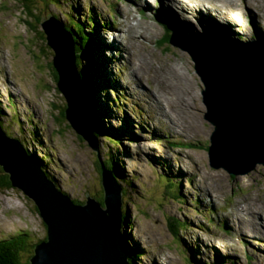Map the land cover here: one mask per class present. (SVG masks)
Wrapping results in <instances>:
<instances>
[{
	"label": "rangeland",
	"instance_id": "rangeland-1",
	"mask_svg": "<svg viewBox=\"0 0 264 264\" xmlns=\"http://www.w3.org/2000/svg\"><path fill=\"white\" fill-rule=\"evenodd\" d=\"M141 1L31 0L37 15L30 19L21 0H0V98L3 96L5 107L1 108L4 112L1 116L12 131L19 128L17 123L10 124L11 113L17 107L24 125L31 114L35 117L25 126L26 145L30 140L32 153L47 155L44 164L47 172L58 181L62 191L77 201H85L86 194L94 195L93 192L94 197H104L102 176L96 162L113 159L120 170L119 178L130 182L123 198L122 208L127 212L128 221L122 226V233L131 249L141 251L133 253L136 255L132 264H264V236H261L264 164L257 163L249 172L234 173L211 163L205 146L209 145L214 124L206 117L203 79L193 55L185 47L201 49L194 41L169 46L172 34L168 41L157 42L166 33L164 23L167 20L182 31L175 30L176 37L194 36L199 39V46L217 42L214 28L217 22L221 23L218 27L234 39L264 41V0H227L233 6L207 0L211 12L203 7L194 13L187 7L180 9L176 1L169 4L162 2L164 0H152L148 1L150 5ZM70 11L84 23L87 15H92L99 23V32L93 33L91 58L85 59L76 71L82 67L83 71L90 70L95 87H104L103 82L108 78L113 81L111 88L120 87L119 91L129 96L122 104L113 103L116 92L109 88L110 97L102 90L95 97L98 106L95 119L104 124L105 133L123 140L118 147L99 136L95 145L88 138L84 139L74 126V130L70 129L66 117L62 122L59 120L60 111L73 97L57 91L60 79L55 82L50 70V63L55 67L54 51L51 49V56L49 51L42 53L47 49L45 44L50 47L43 21H56L51 19L55 15L62 24L66 21L64 15ZM228 11H232L237 16L236 22L242 24H236L225 13ZM159 14L162 19L156 17ZM41 15L43 18L38 22L37 17ZM29 20L35 26H30ZM62 31L68 39L66 44L72 47L70 35ZM113 41L116 44H112ZM228 48L220 51L227 53ZM246 51L242 49L238 57L242 58L241 53ZM216 53L212 50L210 54ZM133 57L138 59L135 67ZM145 58L150 62H145ZM232 64L238 69L240 63L236 58L230 59L228 68ZM139 66L141 71L135 69ZM216 69L219 72L218 64ZM74 73L75 70L76 77ZM240 74L238 70L234 78ZM76 84L75 91L85 103L84 88L78 90L82 87L80 79ZM102 98L107 99L105 102L110 106L106 104L103 108L101 104L104 103H99ZM10 99L17 107H11ZM137 105L144 110L140 114H137L140 110ZM168 108L171 112L166 114ZM103 109L106 112L101 118ZM177 114L185 126L181 134L168 120V117L176 119ZM69 115L73 116V110ZM15 116L19 119L18 114ZM110 122L115 127H110ZM79 123L83 130V126L95 122L87 124L80 114ZM168 139L180 143L200 142L204 149L173 146L166 141ZM167 175L180 181L181 186L171 189L174 197L167 187ZM170 215L180 217L189 227L174 234L167 220ZM17 231L30 232L35 242L46 237L47 227L34 201L14 187L0 193V239L13 236ZM225 255L229 257L223 258Z\"/></svg>",
	"mask_w": 264,
	"mask_h": 264
},
{
	"label": "water",
	"instance_id": "water-1",
	"mask_svg": "<svg viewBox=\"0 0 264 264\" xmlns=\"http://www.w3.org/2000/svg\"><path fill=\"white\" fill-rule=\"evenodd\" d=\"M48 20L43 21V27L48 35L49 45L55 51L54 65L60 74L59 88L65 96L71 94L74 97L77 84L70 79L77 67L76 43L73 35L67 32L72 47L66 44L68 39L59 24ZM47 26L58 32V46L52 41ZM232 45L229 43V46ZM234 45L236 46L230 51L226 66L223 63L225 74L218 73L216 69L219 60L217 54L199 51L200 55L195 53L194 61L206 85L203 91V103L207 107L206 117L215 125L212 133L213 146L210 149L213 159L212 150L215 144H218L223 135L228 138L229 158L222 154V159H216L220 164L213 165L218 167L224 162V167L236 173L245 170L249 172L257 163L264 164V142L258 144L256 141L242 147L232 142L234 139L236 142L241 140L256 124H259L257 129H261L264 124V45L254 41ZM219 48L220 46L213 49ZM241 48L247 50L241 53L242 58L238 57ZM187 49L190 52L197 50L193 47ZM232 56H236L240 63L238 69L234 64L228 68L229 60L235 59ZM238 70L241 74L235 79ZM216 73L218 74L213 78ZM75 99V102L72 98L67 100L66 117L83 138L92 141L95 123L87 126L88 128L83 126V130L79 123L80 114L82 119L89 121L87 124L93 122L89 118L87 102L85 100L84 103L82 96ZM77 104L80 106L77 107ZM82 106L84 108L81 112ZM71 110L72 117L69 115ZM231 113L234 114L233 119ZM225 123L230 129H226ZM223 146L225 148L226 144ZM0 166L9 174L13 187L21 189L34 201L47 227L46 238L36 244L30 264H130L121 231L122 189L113 178L112 172L105 169L104 165L103 202L87 193L86 202L76 204L70 195L62 192L32 161L21 142L9 136L0 124Z\"/></svg>",
	"mask_w": 264,
	"mask_h": 264
},
{
	"label": "trees",
	"instance_id": "trees-1",
	"mask_svg": "<svg viewBox=\"0 0 264 264\" xmlns=\"http://www.w3.org/2000/svg\"><path fill=\"white\" fill-rule=\"evenodd\" d=\"M22 4H24V8H25V12L28 14L29 18L31 19L32 17H35L37 15V12L35 11V9L32 7L31 4V0H21ZM54 1L50 2V4H52ZM66 16L65 19L66 21H62V23H64L65 28L70 32L71 35H73V38L76 42V58H77V66L81 68V64H84V60L89 58H91V48L90 46L91 44V35L93 33V29L95 30V34L98 31V27H97V22L96 19L92 16V15H87V22L84 23L82 21H80L76 16L73 15V12L70 11V14H66L64 15ZM43 16H38L37 20L38 22H40L42 20ZM30 22V26H35L32 23V20H29ZM96 26V27H95ZM36 28V27H34ZM65 29V30H66ZM170 39V33L169 31L166 32V34L163 36V40L168 41ZM42 40L44 41V36L42 37ZM47 46V49H43L42 53L46 54L47 51H49V56H51V48L45 44ZM50 70L52 72V76H53V80H55V82H59V73L57 71V69L55 67H53L52 63H50ZM83 67L81 70H79L80 72H82ZM82 75V79L85 80V83L88 85V89L90 91V98L93 97V87L91 84V80H92V75L90 72H88V70L84 73H81ZM87 76V77H86ZM57 91L59 93L60 89L58 88ZM13 100L11 101L10 105L11 107H14L17 105L14 103V105L12 104ZM93 102V100H92ZM94 103V102H93ZM18 108V107H17ZM17 108L14 109V111L11 113V120H10V124L11 123H17L19 128L15 129V131L10 130V125L9 123H6L1 114L4 113L3 110L1 109L0 106V124L2 125V127L12 136L17 138L18 140H20V142L22 143L24 149L26 150L27 154L31 157L32 161H34L35 163H37L40 167V169L46 173L51 179H53L55 181V179L53 178V176L50 175V172L48 173L46 168H45V160H47L46 158V154H43V156H41L40 154H34L30 151V140H28V146L26 145V139H25V135L28 136V133L25 131V126L28 125V121H34L35 117L33 115H30V117L28 118V121L24 122L21 121L20 118V113L17 111ZM16 114L19 115V119L16 118ZM60 117L59 120L62 122L65 120V108H63V110L60 111ZM4 116H6L5 114H3ZM94 122L96 123L95 129H96V133L98 134L97 136L101 137L104 139L105 142H108L109 144L113 145L114 147H118L120 144H122V139L115 136V135H111L108 137L107 135H109V133H105L107 132V130L104 128V126L98 121H96L97 117L96 115H92L91 117ZM96 118V119H95ZM111 153V156L114 157V153H112V150H109ZM109 156V154L107 155ZM212 163L215 164H220L218 162V160H216V157L214 156V159L212 158ZM105 165V167L107 169H110L114 175V177L117 179L116 181L118 182V184L123 188V194L125 195V192L127 191L126 187H128L130 185V182L128 181H123L119 178L120 175V170H118V168L114 165V161L113 159H105L103 162L98 159L96 162V167L98 168V171L100 172V174L102 173V165ZM224 165V162H223ZM1 172H0V193L7 191L9 189H13V185L11 183L9 174L6 173L3 170V167L0 166ZM167 181V187L170 190V193L172 195V197L176 196L171 189L175 190L177 189L180 185V181L176 178H170L169 175H167L166 178ZM57 183V186L62 190L60 184L58 183V181H55ZM123 185V186H122ZM64 193H66L65 191H63ZM90 193H92V191H90ZM95 196V192H93ZM68 194V193H66ZM178 197V196H177ZM72 198V197H71ZM96 199H99L97 197H95ZM74 200V202L76 203H80L83 204L85 201H77L75 198H72ZM100 202H103V198L102 196H100L99 199ZM124 213H123V223H127V215H126V211L125 209ZM168 220V224H169V228L171 229V231L174 234H178L181 233V231L185 228H188L189 225L187 224L186 221L182 220L180 217L177 216H173L170 215L167 217ZM32 235L30 232L26 231V232H22V231H17L15 233V235L13 236H9L6 238H2L0 239V264H30V258L33 256L34 254V250H35V246L36 244H38L40 241L44 240V238L39 239L37 241H33L32 240ZM123 239V244H124V248L127 251V254L129 256V261L133 262L134 259V255H136L137 253H140V249H131L130 246H128L125 241H124V237L122 236ZM136 254H133L135 253ZM194 258V257H193ZM234 264V262H232ZM214 264H220V262H215Z\"/></svg>",
	"mask_w": 264,
	"mask_h": 264
},
{
	"label": "clouds",
	"instance_id": "clouds-1",
	"mask_svg": "<svg viewBox=\"0 0 264 264\" xmlns=\"http://www.w3.org/2000/svg\"><path fill=\"white\" fill-rule=\"evenodd\" d=\"M202 7H207L206 9H205V11H208V12H211V8H210V6L209 5H202ZM203 9V8H202ZM218 12V11H217ZM220 13V12H219ZM226 13V12H225ZM234 15V14H233ZM229 16H231V15H229ZM53 18H51V19H55L60 25H61V27H62V29L65 31V32H69L66 28H65V25H64V23H60V21L58 20V18L55 16V15H53L52 16ZM232 17V16H231ZM233 18V17H232ZM162 19V18H161ZM209 19L210 20H212L213 18L212 17H209ZM236 19H237V16H236ZM55 21V22H56ZM213 21V20H212ZM56 22V23H57ZM97 22V21H96ZM105 23V25L107 26L108 25V22H104ZM97 27H98V29H99V23L97 22ZM221 23L219 22H217L216 23V26L214 27L215 29H216V32H217V36H218V40H217V42H215V43H212V42H210V43H207L206 44V42L203 44V45H201V46H199V39H196L194 36H193V38H186L185 37V35H183V36H179V37H176L177 35H176V33H175V30L176 31H180V29H178V28H174L175 27V24H172L169 20H167V21H165V23H164V25H165V27H166V32L167 31H169V33H172V39H171V41H170V43H169V46H170V44L172 43V44H176L177 45V43H184V42H188V41H194L197 45H198V47L201 49V50H199V49H197L196 51H191L190 53L193 55V57L194 56H196L195 55V53H197L198 52V54H199V51H202V52H204V51H206V52H209V53H212V50L213 51H215V52H218V53H216L217 55H218V58H220V61L218 62V65L220 66V69H223L224 68V65H223V63H225V66H226V64H227V62H228V57H229V53H230V51L232 50V49H234V47L236 46V45H232V46H229V43H231L233 40L234 41H237L236 43L237 44H240L241 43V41H243L245 44H247V43H249V42H258V43H260V44H262V45H264V41L263 40H240V39H234V38H232L228 33H226L221 27H218L219 25H220ZM96 27V26H95ZM66 29V30H65ZM95 32V30L93 29V33ZM99 31H97V33H98ZM180 32H182V31H180ZM70 33V32H69ZM93 33H92V35H91V44H92V41H93V38H94V36H93ZM96 33V34H97ZM95 34V33H94ZM166 34V33H165ZM100 35V34H99ZM164 36V35H163ZM163 36L157 41L158 42V44H159V41L161 40V39H163ZM73 37V36H72ZM175 38V39H174ZM73 40H74V38H73ZM115 40V39H114ZM119 41V40H118ZM74 42H75V40H74ZM76 43V42H75ZM220 46V48L219 49H213V48H215V47H219ZM229 46V48H228V52L227 53H225L224 51H220L221 49H223V48H226V47H228ZM90 48H91V46H90ZM185 48H187V47H185ZM189 48V47H188ZM52 49V48H51ZM189 50V49H188ZM54 51V50H53ZM190 51V50H189ZM54 55H55V51H54ZM200 55V54H199ZM88 60H90L89 58H88ZM76 62H77V58H76ZM138 62V59L136 58V57H133L132 58V64H133V67H135V64ZM148 62H150V61H148ZM195 62V61H194ZM90 63V62H89ZM56 67V66H55ZM89 67H91V65L89 66ZM77 68H78V66L76 67V68H74V70H75V73L74 74H76V77H77V80H75V76L73 75L72 77L73 78H71L70 80L72 81V82H75V83H78V79H80V81H81V83H82V87L81 86H79V87H81V88H84V96H85V100L86 99H88V100H86L87 101V107H88V113H89V115H90V118L92 117V115H96V106H93V102H92V100H93V97H94V100H95V95H94V91L96 90V93L97 92H100L101 90H102V92L104 93V94H106V96L108 95V97H110V94H109V92H108V90H109V88L110 89H112V90H114L115 92H116V101H114L113 100V103H115V102H117L118 101V103L119 104H122V101L124 100V102L125 101H128L129 99H127L126 100V98H129V96L126 94V93H124L123 94V92L121 91H119L120 90V87H117V89L115 88V87H113V88H111V84H113V81H111L110 79H106L104 82H103V84H104V87H95L94 86V81L93 80H91V84H92V87H93V89H92V91H93V97L92 98H90V91H89V87H88V85L85 83V80H83L82 79V74L81 73H84L85 71H83L82 70V72H80V71H76L77 70ZM141 67L139 66L138 68H135L136 70H138V71H141L142 70V68L140 69ZM86 71L88 70V69H85ZM88 72H90V70H88ZM91 73V72H90ZM133 74H135L136 75V71H133ZM145 76V78L147 79V80H151V78H149L148 76H146V75H144ZM59 77H60V74H59ZM87 77V76H86ZM215 76H213V78H214ZM96 80V79H95ZM119 82V81H118ZM204 82V81H203ZM60 89V88H59ZM206 89V85H205V83H204V87H203V91ZM61 91V90H60ZM145 91H146V89H145ZM202 91V92H203ZM62 92V91H61ZM63 93V92H62ZM133 95L134 96H137V94L136 93H133ZM79 95H78V93L76 92L75 94H74V97H73V102H75V98H77ZM93 100V101H94ZM96 101V100H95ZM10 103H11V99H10ZM95 104L97 105V103L95 102ZM257 106V105H256ZM66 108H67V102H66V106H65V110H66ZM137 108L138 109H140L138 112H137V114H140V113H142L144 110L142 109V108H140L138 105H137ZM254 108H255V105H254ZM207 111V110H206ZM169 112H171V109H165V113L167 114V113H169ZM65 115H66V113H65ZM178 116H177V118L176 119H170L168 116V120L169 121H171V122H173L174 123V125H176V130H177V132L180 130V128L184 131V123H182L181 122V116H179L180 114H177ZM67 118V117H66ZM92 119V118H91ZM68 120V119H67ZM92 121L94 122V120L92 119ZM70 122V121H69ZM71 124V123H70ZM181 124H183V125H181ZM72 125V124H71ZM104 125V124H103ZM95 126H96V123H95ZM214 129H215V125H214ZM5 130V129H4ZM6 131V130H5ZM7 132V131H6ZM7 134L9 135V136H11L8 132H7ZM108 134V133H107ZM110 134L111 133H109V135H107L108 137L110 136ZM164 134L167 136V132H164ZM81 135V134H80ZM112 135V134H111ZM212 134H211V136H210V138H209V145L207 144V146H205L207 149H208V151H209V155L211 156V163H212V155L210 154V149H211V147L213 146V141H212ZM15 138V137H14ZM97 133H96V129H95V127H94V131H93V139H92V141L91 142H93L95 145H96V143H98L97 142ZM163 138V137H162ZM17 139V138H16ZM85 139V138H84ZM20 141V140H19ZM123 141V140H122ZM167 142H170L173 146H175V145H186L187 147H191V148H194V149H198V148H201V149H204V147H202V144L199 142V144H197V143H195V141H190V142H177V141H174V140H170V139H168V140H166ZM256 149V148H255ZM223 150H224V146L222 145L220 148L218 147V144H215V146H214V148H213V150H212V154H213V156H215L216 157V159L218 158V157H220L221 155H222V152H223ZM26 151V150H25ZM100 152V151H99ZM27 153V152H26ZM30 157V156H29ZM31 158V157H30ZM103 162V161H102ZM37 164V163H36ZM213 164V163H212ZM104 165V164H103ZM37 166L39 167V165L37 164ZM105 166V165H104ZM223 166V165H222ZM40 168V167H39ZM105 169H107L106 167H105ZM107 170H109V171H111L110 169H107ZM112 172V171H111ZM46 174V173H45ZM112 175H113V173H112ZM46 176L53 182V183H55L56 184V186H57V183L53 180V179H51L47 174H46ZM101 176H102V173H101ZM102 178H103V176H102ZM113 178L115 179V181L117 180L115 177H114V175H113ZM176 179H178V178H176ZM117 182V181H116ZM118 183V182H117ZM119 185V184H118ZM120 186V185H119ZM123 186V185H122ZM58 187V186H57ZM121 187V186H120ZM17 188V187H16ZM59 188V187H58ZM60 189V188H59ZM121 189H122V201H123V198H124V194H123V188L121 187ZM63 192V191H62ZM69 195V194H68ZM90 196L91 197H93V198H95L94 196H92L91 194H90ZM102 196V195H101ZM71 197V196H70ZM88 198V197H87ZM87 198H86V200H87ZM103 199H104V197H102ZM96 199V198H95ZM99 199H100V197H99ZM99 199H97L98 201H99ZM86 200H85V202H86ZM84 202V203H85ZM76 203V202H75ZM83 203V204H84ZM76 204H80V203H76ZM122 209V212L124 213V208H121ZM126 211V210H125ZM129 212V211H128ZM126 215H127V212H126ZM128 220V219H127ZM123 222V221H122ZM125 224H127V223H125ZM123 225H124V223H123ZM122 225V226H123ZM122 231V230H121ZM47 235V234H46ZM122 236H123V233H122ZM46 238V237H45ZM235 264V263H234Z\"/></svg>",
	"mask_w": 264,
	"mask_h": 264
},
{
	"label": "bare ground",
	"instance_id": "bare-ground-1",
	"mask_svg": "<svg viewBox=\"0 0 264 264\" xmlns=\"http://www.w3.org/2000/svg\"><path fill=\"white\" fill-rule=\"evenodd\" d=\"M145 1H147V3H148V1H152V0H145ZM170 1H174V0H164V1H162V2H166V3H169L170 4ZM209 1H211V2H213L214 0H209ZM232 1V0H231ZM139 2L141 3L142 1L141 0H139ZM177 2H178V4H179V8L180 9H182V10H184V9H186V7L187 8H189V9H191L190 11L192 12V13H194L195 11H199L200 9H202L203 7H202V5H207L208 3H207V0H200V1H194V0H177ZM217 2H219L220 4H223V5H230V6H233L234 4H231V3H228L227 2V0H217ZM233 2V1H232ZM20 5V4H19ZM147 5H150V3H148ZM208 5H210V4H208ZM23 6V5H22ZM212 7V6H211ZM213 9H214V7H212ZM217 11H219V10H217ZM233 11V10H232ZM232 11H228V12H226V14L227 15H231L232 17H233V21L236 23V24H242V23H240V21L239 22H236L238 19H236V15H233L232 14ZM234 12H236V11H234ZM183 13V12H182ZM239 15V14H238ZM184 18L185 19H188V16H184ZM240 18V17H239ZM48 21H50V20H48ZM48 21H46V23L48 22ZM53 22H55V21H53ZM56 23V22H55ZM57 24V23H56ZM106 26V25H105ZM47 28H48V30H49V32H50V35H51V39H52V41L54 42V44H56L57 46H58V40H59V36H58V32L56 31V30H54V29H52L50 26H47ZM61 30V29H60ZM63 32V31H62ZM128 39V38H127ZM233 42H234V40H233ZM208 42H206V44H207ZM110 47H111V44L110 43H107ZM112 44H116V41H115V43H114V41L112 42ZM118 44V43H117ZM241 44L242 45H244L245 43L243 42V41H241ZM241 45V46H242ZM251 58H253V57H251ZM144 61L145 62H148V60L145 58L144 59ZM195 63H196V61H195ZM102 69V71H106L107 69H104V68H101ZM218 73H221V74H225L226 73V70H223V69H219V72ZM244 76V75H243ZM247 76L245 75V78H246ZM104 92V91H103ZM94 95L96 96V90L94 91ZM103 96V95H102ZM108 97V96H107ZM0 103H1V108H5L4 107V105L2 104V102H4V99H3V96H2V99L0 98ZM93 100H94V97H93ZM105 101H107V99H104V98H102V100H100L99 101V103L100 102H103L104 104H101L102 105V107L104 108L105 106H106V104L107 105H109L108 104V102H105ZM20 102V101H19ZM94 103H93V106H96V109L98 110V106L95 104V100L93 101ZM112 103V102H111ZM87 106V105H86ZM110 106V105H109ZM185 106H187L186 104H185ZM101 107V108H102ZM172 108V107H171ZM191 108H192V105H191ZM105 112L106 111H104V109L102 110V113H101V118H104V115H105ZM194 112V111H193ZM173 113V112H172ZM171 113V114H172ZM232 115H231V118L233 119L234 117V114L233 113H231ZM32 115V114H31ZM89 118H90V115H89ZM99 118V117H98ZM101 118H99V120L101 119ZM28 120V119H27ZM86 120V122H89L87 119H85ZM30 122H32L31 120L30 121H28V124L30 123ZM111 124H113V123H109V126L110 127H115V126H111ZM71 125V124H70ZM225 125H226V129L228 130V129H230L228 126H227V124L225 123ZM257 127H259V125H255V126H253V127H251L250 128V131L248 132V133H246L245 134V136L241 139V140H239L238 142H236L235 141V139L232 141L233 143H236V145L237 146H240V147H242V145H247V144H249V145H251V144H253L254 142H258V144H260V143H262V142H264V124H263V127L261 128V129H257ZM70 129H72V130H74L75 128L71 125V128ZM213 133V132H212ZM227 142H228V138L225 136V135H223V136H221L220 137V139H219V142H218V147L220 148L222 145H225L226 144V147L224 148V150H223V152H222V154L224 155V157L225 158H229V156H228V144H227ZM22 144V143H21ZM262 152H264V150H262ZM221 158V157H220ZM222 159V158H221ZM228 170H230L229 168H228ZM231 171V170H230ZM246 171V170H245ZM247 172V171H246ZM231 173V172H230ZM251 223H253V221H251ZM254 225V224H253ZM128 232V231H127ZM196 245L197 246H199L198 245V243L196 242ZM125 249V248H124ZM127 252V251H126ZM229 256L228 255H225V256H223V258H228ZM262 261H264V259L262 258ZM199 264H200V262H199Z\"/></svg>",
	"mask_w": 264,
	"mask_h": 264
}]
</instances>
